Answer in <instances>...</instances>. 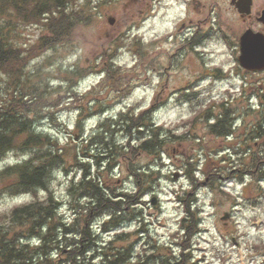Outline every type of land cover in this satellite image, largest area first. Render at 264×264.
I'll return each instance as SVG.
<instances>
[{
  "label": "rangeland",
  "instance_id": "374dc122",
  "mask_svg": "<svg viewBox=\"0 0 264 264\" xmlns=\"http://www.w3.org/2000/svg\"><path fill=\"white\" fill-rule=\"evenodd\" d=\"M189 1L83 0L90 13L87 23L77 24L66 47L37 49L24 70L34 81L36 72L42 71L48 84L55 86V80L60 79L57 66L70 69L77 64L85 68L75 102L66 101L67 90L46 95L55 99V112L60 109V113L56 124L48 125L50 120L42 123L44 130L55 131L62 139L70 133L75 140L80 138V132L72 129L77 112L67 107L95 99L105 104L99 110L101 107L94 108L92 103V109L82 116L86 137L108 115L117 118L129 107L137 113L150 106L149 120L176 136L166 145L161 159L160 181L140 203L132 205L135 214L125 223L126 231L138 227L147 230L133 235L135 253H150L156 241L163 246L160 251L171 245L173 252L185 253L191 264H264V124L261 130L255 127L264 118V70L246 71L236 61L240 33L247 27L264 32V23L255 18L264 0H252L246 21L227 2L208 13ZM188 18L200 23L196 29L201 31V46L196 52L190 46L184 49L180 25ZM22 25L21 46L29 49L45 32L39 23ZM106 68L121 76L117 89L106 79ZM223 102H228L237 118L228 137L208 128L211 122L207 118ZM124 132L116 135L120 143L126 139L135 142L134 133ZM7 158L0 159V165ZM135 160L139 167L152 164L144 153ZM127 174L120 172L113 181L119 185L122 178L121 187H134ZM66 177L55 174L51 183V189L65 203L63 214L68 207ZM24 197L29 194H0V212ZM152 198L154 202H150ZM187 204L197 213V227L181 242L183 219L193 216L186 212ZM226 212L228 217L222 218ZM97 224L93 225L96 232ZM140 264L150 261L145 258Z\"/></svg>",
  "mask_w": 264,
  "mask_h": 264
},
{
  "label": "trees",
  "instance_id": "16d2710c",
  "mask_svg": "<svg viewBox=\"0 0 264 264\" xmlns=\"http://www.w3.org/2000/svg\"><path fill=\"white\" fill-rule=\"evenodd\" d=\"M75 1L0 0V159L16 155L7 158L14 163L0 167V194L30 197L0 212V264H140L145 258L150 264H191L185 253L173 252L171 245L160 251L163 246L156 241L150 253H135L133 235L147 230L138 227L126 231L124 227L135 214L132 205L140 203L160 181L166 145L176 138L163 125L149 120L152 106L137 113L129 107L117 118L107 116L86 137L82 116L92 109V103L94 108L100 106L99 110L105 104L95 99L67 107L77 112L72 129L80 132L78 140L71 133L62 139L55 131L44 130L42 123L50 120L48 125L56 124L60 113V109L55 112V99L46 95L67 90L66 101L75 102L85 68L77 64L70 69L57 66L60 79L50 86L42 71L36 72L34 81L24 67L37 49L66 47L77 24L87 23L88 6L83 0ZM22 23H39L45 32L29 49L21 46ZM106 76L117 89L121 76L110 74L108 68ZM216 108L210 120L218 121L209 124V129L222 135L231 130L236 117L226 105ZM263 124L264 118L255 125L261 129ZM124 131L134 133L135 142L126 139L121 144L116 135ZM141 153L151 158L147 168L135 164ZM125 171L133 178L134 187H121L122 178L120 188L113 181L116 174ZM55 174L67 175V214L61 212L65 203L51 189ZM186 209L193 216L183 219L181 242L197 227L196 211L188 204Z\"/></svg>",
  "mask_w": 264,
  "mask_h": 264
},
{
  "label": "water",
  "instance_id": "95a60500",
  "mask_svg": "<svg viewBox=\"0 0 264 264\" xmlns=\"http://www.w3.org/2000/svg\"><path fill=\"white\" fill-rule=\"evenodd\" d=\"M251 0H239L235 3L240 13L250 12ZM258 19L264 22V9L261 10ZM111 21V18H109ZM238 63L247 70L264 69V34L261 31H254L251 28L245 29L239 36ZM154 202V199H151ZM228 212L222 217L227 218Z\"/></svg>",
  "mask_w": 264,
  "mask_h": 264
},
{
  "label": "flooded vegetation",
  "instance_id": "af4514ba",
  "mask_svg": "<svg viewBox=\"0 0 264 264\" xmlns=\"http://www.w3.org/2000/svg\"><path fill=\"white\" fill-rule=\"evenodd\" d=\"M231 1L233 2H238L239 0H205L202 2V0H190L189 2L190 3H194L195 4V8H198L200 11L201 10H205L207 9L208 13H212L214 12L215 10H219L221 8L222 5H226L225 3L227 2L228 6L230 9H233V10H236L238 16L240 17V19L242 21H246L247 19H249L250 15L251 14H241L237 11V8L235 7V5H233L231 3ZM264 9V5L262 6L261 10ZM261 10L258 12V15H255V18L258 20V17L260 15V12ZM198 25H200L199 21L197 23H192V20L190 18H188L186 21L184 22H181V25H180V31L183 33V44L185 45L184 49H186L187 46H190L193 51H198V48L201 46V43L199 42V38H198V33H201L198 27ZM198 27V29H196ZM248 28V27H247ZM264 29V28H263ZM263 32V31H262ZM264 33V32H263ZM209 34V33H207ZM238 52H239V49H238ZM239 54V53H238ZM238 54L236 55V60H237V56ZM239 66V64H238ZM240 67V66H239ZM238 67V68H239ZM242 67H240L241 69ZM243 70H245L244 68H242ZM151 70L152 71H155L156 68L154 66H151ZM247 71V70H246ZM211 75H215L212 74V73H205V76H211ZM218 76V75H216ZM184 89V88H183ZM185 90V89H184ZM229 105L228 102H223L221 103L220 105ZM208 121H210L209 118H207ZM212 121H210L211 123H208V128H209V124L213 125V124H216L217 123V119H211ZM256 127V125H255ZM257 130H261V129H258ZM210 132V130H209ZM212 133V132H211ZM232 134V129L227 132V133H224L222 135H226L227 137Z\"/></svg>",
  "mask_w": 264,
  "mask_h": 264
},
{
  "label": "snow or ice",
  "instance_id": "6c2138e0",
  "mask_svg": "<svg viewBox=\"0 0 264 264\" xmlns=\"http://www.w3.org/2000/svg\"><path fill=\"white\" fill-rule=\"evenodd\" d=\"M4 163H6V164H11V163H14V162L11 161V160H8V161H5ZM0 167H3V165H0ZM27 199H28V197H24V198H22L21 200L13 201V203H15V204H20V203H22L24 200H27Z\"/></svg>",
  "mask_w": 264,
  "mask_h": 264
}]
</instances>
